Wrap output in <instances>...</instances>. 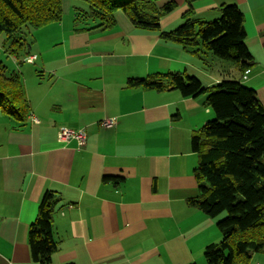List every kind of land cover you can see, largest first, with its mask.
Listing matches in <instances>:
<instances>
[{
  "label": "crops",
  "instance_id": "obj_1",
  "mask_svg": "<svg viewBox=\"0 0 264 264\" xmlns=\"http://www.w3.org/2000/svg\"><path fill=\"white\" fill-rule=\"evenodd\" d=\"M169 1L177 7L163 30L179 26L189 9L187 0L159 4ZM223 3L244 13L254 58L247 78L232 62L196 56L134 26L121 10L112 29H70L55 44L30 46L33 62L26 52L13 56L40 122L0 111V264H41L29 230L48 190L59 199L51 264H201L202 244L222 234L217 220L189 203L199 195L192 135L215 118L214 109L205 93L185 97L130 87L128 79L196 72L209 87L229 76L254 88L264 105V0H196L194 17L219 18ZM38 60L41 70L32 68ZM106 119L114 123L105 126ZM62 126L84 130L86 144L60 141Z\"/></svg>",
  "mask_w": 264,
  "mask_h": 264
},
{
  "label": "trees",
  "instance_id": "obj_2",
  "mask_svg": "<svg viewBox=\"0 0 264 264\" xmlns=\"http://www.w3.org/2000/svg\"><path fill=\"white\" fill-rule=\"evenodd\" d=\"M64 1L0 0V33L60 22ZM84 1L89 8L75 13L76 30L112 29L117 24L116 12L121 10L134 26L158 32L162 40L180 44L196 56L210 52L236 64L242 74L254 64L245 42L244 13L237 4L223 3L219 18L203 21L194 17L196 0H187L183 22L163 30L161 21L176 9L175 1L164 5L159 0ZM8 50L17 59L25 52L24 59L32 55L22 38H15ZM128 86L175 89L185 97L207 94L215 118L192 135V149L199 155L195 168L199 195L189 203L212 218L225 216L216 221L222 239L205 247V258L208 264L247 263L254 252H264V105L256 90L229 76L206 87L199 77L180 72L130 78ZM31 109L22 74L0 60V111L25 123ZM56 194L52 190L44 194L29 230L32 258L41 264H51L58 250L53 226L59 203Z\"/></svg>",
  "mask_w": 264,
  "mask_h": 264
},
{
  "label": "rangeland",
  "instance_id": "obj_3",
  "mask_svg": "<svg viewBox=\"0 0 264 264\" xmlns=\"http://www.w3.org/2000/svg\"><path fill=\"white\" fill-rule=\"evenodd\" d=\"M68 1L70 3L67 4L66 11L64 12L63 18L60 22H53L51 24H48L38 29L37 28H23L13 34H7L4 32H1L0 33V60L8 64L10 68H14L15 65H17L15 64L13 57L9 54V52L6 51L9 49L11 42L15 38H22L23 42H26L27 47L29 48L30 46H32L33 51H34V48L36 49L40 45L48 46V45L55 44L56 41L59 39V34L70 33V29H72V31L75 30V27H76L75 13L81 12L82 10H87L89 8V5L84 0H68ZM211 55L217 61L228 62L224 59H221L215 56L212 53ZM39 61L40 60H38L36 63V66L32 68L41 70L40 67L38 66ZM24 64L28 65V63H23L22 65ZM190 74H195L197 76L199 75V73H196V72L190 73ZM198 77L202 78V75L200 74ZM223 216H225V214H222L214 219L218 221ZM211 238L213 237L209 235L206 237H202V240L208 242ZM221 239H222V236L220 238L218 237L217 239H214L212 242L217 243V242H220ZM205 246L207 245L202 244L201 253L198 255L199 256L198 262H200L201 264H208L205 258V255H204ZM237 264H264V252H260V251L254 252L252 254L250 261H248L247 263H244L241 260H239Z\"/></svg>",
  "mask_w": 264,
  "mask_h": 264
},
{
  "label": "built area",
  "instance_id": "obj_4",
  "mask_svg": "<svg viewBox=\"0 0 264 264\" xmlns=\"http://www.w3.org/2000/svg\"><path fill=\"white\" fill-rule=\"evenodd\" d=\"M35 59H36V55H29L25 58V60L29 62H33ZM248 73H250V69H247L245 71L243 77L247 78ZM29 118L35 123L40 122L39 118L34 113H31L29 115ZM113 123H114L113 119H106L105 121H103V125L105 126H110ZM58 137L59 140L64 143L69 142L70 140L73 139L76 140L79 148L83 147L86 144V133L82 129L76 130L74 128L62 126L59 128Z\"/></svg>",
  "mask_w": 264,
  "mask_h": 264
}]
</instances>
